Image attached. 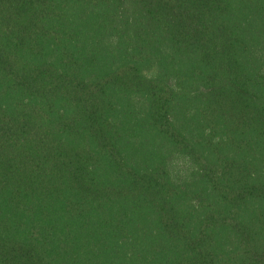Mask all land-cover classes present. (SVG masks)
<instances>
[{
	"label": "trees",
	"instance_id": "16d2710c",
	"mask_svg": "<svg viewBox=\"0 0 264 264\" xmlns=\"http://www.w3.org/2000/svg\"><path fill=\"white\" fill-rule=\"evenodd\" d=\"M0 264H264V0H0Z\"/></svg>",
	"mask_w": 264,
	"mask_h": 264
}]
</instances>
